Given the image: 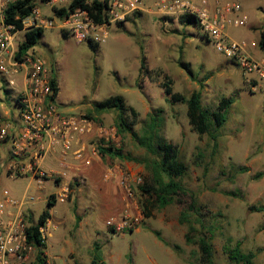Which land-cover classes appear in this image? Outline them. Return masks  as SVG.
Returning a JSON list of instances; mask_svg holds the SVG:
<instances>
[{
  "label": "rangeland",
  "instance_id": "rangeland-1",
  "mask_svg": "<svg viewBox=\"0 0 264 264\" xmlns=\"http://www.w3.org/2000/svg\"><path fill=\"white\" fill-rule=\"evenodd\" d=\"M225 1L236 2L239 16L245 18L244 26L226 29L228 37L244 40L256 56L252 43L257 44L264 31V0ZM36 6L42 17H52L49 4L37 2ZM177 17L135 12L120 26L106 27V38L94 43V50L87 41L76 43L55 22L43 29L29 50L45 62L58 86L57 110L90 120L93 126L88 135L97 136L99 128L103 132L98 145L116 144L122 153L139 161H115L120 167L127 163L138 169L133 175L139 181L129 184L133 207H128L131 216L140 215L136 228L109 230L105 221L118 218L123 211L119 199L103 191L102 168H84L82 184L76 189L70 186L68 200L49 209L45 264H91L92 260L94 264H198L196 245L184 241L188 224L196 230L192 238L202 233L209 239L213 264H229L226 249L235 243L242 253H253L254 264H264V176L253 178L264 171V84H247L238 68L218 54L197 27L182 25ZM22 38V32L15 33L16 44ZM163 84L184 97L198 90L201 106L208 112L220 98H232L224 124L218 129L210 126L215 140L192 131L185 104L171 103ZM19 90L0 75V117L9 121L16 117ZM113 96H120L137 113L132 126L136 138L148 137L153 118L152 143L162 140L176 147L178 160L185 166L184 174L176 179L186 190L176 198L179 202L161 209L143 208L146 195L140 188L150 182L146 164L157 155L139 146L130 134L116 133L114 111L86 116L94 104ZM105 135H112L114 141L103 142ZM27 186L29 193L36 192V182L28 177L0 176V189L12 198L19 199ZM50 192H55L50 182L36 192L38 200L24 214L28 224H34L46 209ZM190 198L195 201L194 212L187 207ZM146 212L147 218L143 216ZM180 212L184 223L179 222ZM36 251L31 246L25 254L27 264L33 263Z\"/></svg>",
  "mask_w": 264,
  "mask_h": 264
},
{
  "label": "built area",
  "instance_id": "built-area-1",
  "mask_svg": "<svg viewBox=\"0 0 264 264\" xmlns=\"http://www.w3.org/2000/svg\"><path fill=\"white\" fill-rule=\"evenodd\" d=\"M106 0L102 10V22L96 24L84 10L75 9L67 16L54 19H41L32 9L31 13L21 19V29L14 30L13 25L4 22L0 5V75L7 79L9 85L16 86L21 78V88L15 96L17 115L12 121L0 117V144H7L5 174L14 179L28 176L37 184L46 178V173L36 164L40 152L59 144L65 148L70 139L92 132V122L76 115L62 114L55 105V92L51 85L50 70L45 62L29 50L16 56L17 45L14 40L16 32L24 33L35 28H51L57 22L60 30L69 34L76 42H102L106 36V27L110 24L123 23L131 14L148 11L160 16L193 15L199 31L211 42L213 49L229 60L244 78L247 84L259 87L264 84V36L254 56L248 50L244 40H231L226 29L231 25L244 26L245 18L240 15L236 2L225 0ZM56 86V83H55ZM98 134L102 130L98 129ZM113 139L105 135V142ZM107 146V145H105ZM63 175V173H61ZM133 179L132 182H138ZM126 199L131 196L129 185L123 177L119 184ZM56 203L68 200L69 188L62 186L57 194H52ZM30 201L26 191L19 199L3 194L0 199V264H27L26 253L31 249L25 239L23 206ZM140 215L131 216L128 207L123 209L118 218L111 217L105 225L114 232L135 229ZM54 229V227H52ZM51 229L46 220L38 228L41 243H44Z\"/></svg>",
  "mask_w": 264,
  "mask_h": 264
},
{
  "label": "trees",
  "instance_id": "trees-1",
  "mask_svg": "<svg viewBox=\"0 0 264 264\" xmlns=\"http://www.w3.org/2000/svg\"><path fill=\"white\" fill-rule=\"evenodd\" d=\"M37 0H13L5 4L3 14L4 22L11 24L14 30L21 29V19L28 16ZM41 3L48 2L50 0H38ZM106 0H70L65 7L52 8L51 11L54 16L61 18L67 16L75 9L84 10L92 21L96 24L102 22V10ZM177 20L182 25H192L197 27L195 17L193 15L183 14L177 17ZM122 23H117L120 26ZM198 28V27H197ZM43 29L35 28L27 30L23 33L22 40L17 45L16 56L23 54L25 51L31 49L37 40L42 35ZM66 34V33H65ZM264 31L260 32L258 44L261 45ZM88 47L91 50L96 48V45L91 41H87ZM139 49H141L139 47ZM143 68V58L141 59L140 67ZM51 85L53 86L56 94L57 87L55 86L54 79H51ZM163 93L168 97L171 103H183L186 106V117L187 122L192 131L197 135L203 134L209 135L211 140H215V135L211 134L210 126L212 125L215 129L220 128L225 120L226 113L232 104V98H220L213 111H206L201 106L200 92L198 90L192 91L188 97H184L179 93H172L171 88L168 85L163 84ZM114 111L116 113L114 117V127L116 133L120 136L124 133H128L132 138L136 139L139 146L145 148V150L151 154H156V158L146 164V169L150 173V182L146 187H141V192L146 195L145 203L143 208L146 206L156 207L158 209L164 208L174 201L179 202L176 199L179 195L185 194L186 190L176 180L181 177L185 172V166L178 160V152L176 147L170 143L159 140L152 143V130L156 126L155 120L152 118V125L150 127L148 137H138L132 132V126L135 122L137 113L131 108L126 107L120 96L109 97L102 102H98L93 105L91 111L86 115L88 118L92 116H100L101 114ZM98 153L100 157H108L110 160H121L130 162H139L136 158L130 155L122 153V150L112 145L101 146L99 145ZM240 171H245V168H239ZM264 176V171L256 172L253 178H260ZM194 200L190 198V203L187 206L189 210L195 211ZM54 204L53 195H49L46 200V209L43 210L37 217L34 224H28L25 227V239L27 244L35 247L36 254L33 263L31 264H45V255L43 254V243L39 238L38 228L41 227L45 221L49 218L48 209ZM263 210V208L257 209ZM145 218L149 217L148 212L144 213ZM179 222L184 223L185 218L180 212ZM28 223V222H27ZM110 231H112L109 228ZM128 231H131L129 229ZM196 233L194 227L190 224L187 225V232L184 234V241L186 244H194L198 250V264H213L212 261V247L209 239L199 233L192 238L190 234ZM157 236V234L155 233ZM227 258L229 264H254V255L252 252L242 253L239 250V244L235 243L230 249H226ZM94 264V261H91Z\"/></svg>",
  "mask_w": 264,
  "mask_h": 264
},
{
  "label": "crops",
  "instance_id": "crops-1",
  "mask_svg": "<svg viewBox=\"0 0 264 264\" xmlns=\"http://www.w3.org/2000/svg\"><path fill=\"white\" fill-rule=\"evenodd\" d=\"M10 1L13 0H0V5H5L7 2ZM69 1L70 0H50L48 2H45L44 4H49L51 10L52 8L65 7ZM37 2L39 1L38 0L35 1L33 10L36 11V15L39 18L54 19V20L57 18L56 16L53 15L52 11H51L52 17H48V16L42 17L36 6ZM17 85L18 88L20 89L22 85L21 78L17 79ZM56 87L58 86L56 85ZM57 92H58V88H57ZM57 92L55 96V102L57 101ZM6 113L7 112L4 113L5 116L7 115ZM70 115H77V114H70ZM97 136H91V135L75 136L69 140L65 148L62 146V144H59L55 147L47 148L44 152L42 151L40 152L41 156L37 158L35 161L37 166L46 173V178L42 180L41 183L39 184L36 183V186L34 188L36 189L37 192L39 189H41V187L44 184H46V182H50L51 185L55 188V192H50L47 194L45 198V204L48 196L52 194H57L62 186H67L68 188L70 186H74L75 189L78 188L82 184V179H83L82 169L95 165L98 168H102L101 179L102 182L104 183L103 187H105L103 191L105 193L112 194L118 197L122 210L127 207H129V209L133 207V201H131L130 199H126L124 197L123 190L119 184L121 178L123 177L126 179L127 185L133 183L132 182L134 179L133 173L138 169L130 165H127V163L124 166H123L124 163H122L120 167L118 162H122L121 160L115 162L117 159L110 160L106 156H104L103 158L100 157L97 150L100 144L98 145L97 142H98V138L103 135L97 134ZM93 138L95 140L92 142ZM104 138L102 139L103 142L105 141ZM112 141L114 140L112 139L111 142ZM101 146H105V145H101ZM113 146L117 147L116 144ZM6 151H7V144L5 143L0 144V176L2 175V177L3 176L7 177L5 174V167L7 163ZM61 173H63V175ZM28 178L30 179V177ZM30 180L34 181L32 179ZM78 184L80 185L78 186ZM28 190H29V186H27L26 189L21 194L22 196L23 193L26 191L28 197L30 198V201L23 206L24 214H26L25 211L26 212L29 211V208L33 204V202H35L39 198V195L36 192L29 193ZM4 193L8 194L6 189H2V190L0 189V199ZM55 204L56 202H54L53 205ZM49 209H48L49 218L47 220L50 222Z\"/></svg>",
  "mask_w": 264,
  "mask_h": 264
}]
</instances>
